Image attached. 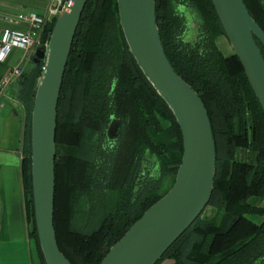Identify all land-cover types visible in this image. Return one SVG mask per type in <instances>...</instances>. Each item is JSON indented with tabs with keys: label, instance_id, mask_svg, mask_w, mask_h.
Segmentation results:
<instances>
[{
	"label": "trees",
	"instance_id": "1",
	"mask_svg": "<svg viewBox=\"0 0 264 264\" xmlns=\"http://www.w3.org/2000/svg\"><path fill=\"white\" fill-rule=\"evenodd\" d=\"M243 1L264 31V0ZM155 6L165 54L203 101L216 146L208 204L155 264H264V112L236 54L217 44L224 36L230 45L212 0H155ZM42 65L31 58L14 93L25 111L23 190L38 264L45 261L35 228L30 130ZM113 116L118 128L108 135ZM182 150L175 117L129 52L116 0H87L63 75L55 132L53 224L71 264L100 262L170 188Z\"/></svg>",
	"mask_w": 264,
	"mask_h": 264
},
{
	"label": "water",
	"instance_id": "2",
	"mask_svg": "<svg viewBox=\"0 0 264 264\" xmlns=\"http://www.w3.org/2000/svg\"><path fill=\"white\" fill-rule=\"evenodd\" d=\"M71 1L68 9L55 17L45 48H37L32 57L35 63L43 60L31 110L30 134L35 228L45 264H71L59 249L53 224L57 104L72 41L87 0ZM212 2L264 112V57L256 41L264 46V31L243 0ZM116 4L129 52L175 117L183 150L170 188L109 247L98 264H155L208 204L213 190L216 146L203 101L174 70L165 54L156 23L155 0H116ZM21 80L22 76L17 81Z\"/></svg>",
	"mask_w": 264,
	"mask_h": 264
},
{
	"label": "crops",
	"instance_id": "3",
	"mask_svg": "<svg viewBox=\"0 0 264 264\" xmlns=\"http://www.w3.org/2000/svg\"><path fill=\"white\" fill-rule=\"evenodd\" d=\"M23 0H0L3 12L44 13L50 0L42 6H29ZM1 26H6L0 21ZM36 50V49H35ZM13 49L5 62L0 61V79L8 67L28 66L34 51ZM15 83L0 89V264H38L34 255L25 210L22 178L24 106L15 97Z\"/></svg>",
	"mask_w": 264,
	"mask_h": 264
},
{
	"label": "built area",
	"instance_id": "4",
	"mask_svg": "<svg viewBox=\"0 0 264 264\" xmlns=\"http://www.w3.org/2000/svg\"><path fill=\"white\" fill-rule=\"evenodd\" d=\"M71 0H50L44 13L35 11L3 12L0 10V61L5 62L13 49H20L24 53L37 48H45L47 39H43V31L47 23L51 22L60 12L67 10ZM23 74L20 63L8 67L0 79V89H6L15 83Z\"/></svg>",
	"mask_w": 264,
	"mask_h": 264
},
{
	"label": "rangeland",
	"instance_id": "5",
	"mask_svg": "<svg viewBox=\"0 0 264 264\" xmlns=\"http://www.w3.org/2000/svg\"><path fill=\"white\" fill-rule=\"evenodd\" d=\"M22 2L29 6H42L46 2V0H23ZM19 9L21 11H24L23 10L24 8H19ZM217 44L224 53H228L231 48L230 45H228L227 40L225 39L224 36L218 38ZM118 123H119L118 118L113 116L109 122V127L107 128L108 135L116 132L118 128ZM249 216L257 222H260L262 219V216L254 213H249ZM254 264H262V263L260 261H256Z\"/></svg>",
	"mask_w": 264,
	"mask_h": 264
},
{
	"label": "flooded vegetation",
	"instance_id": "6",
	"mask_svg": "<svg viewBox=\"0 0 264 264\" xmlns=\"http://www.w3.org/2000/svg\"><path fill=\"white\" fill-rule=\"evenodd\" d=\"M263 264V263H262Z\"/></svg>",
	"mask_w": 264,
	"mask_h": 264
}]
</instances>
